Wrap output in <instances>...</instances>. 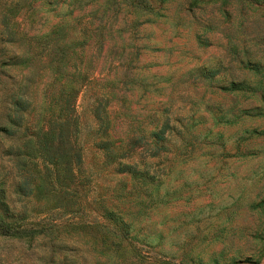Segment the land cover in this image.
Returning <instances> with one entry per match:
<instances>
[{
  "label": "rangeland",
  "instance_id": "obj_1",
  "mask_svg": "<svg viewBox=\"0 0 264 264\" xmlns=\"http://www.w3.org/2000/svg\"><path fill=\"white\" fill-rule=\"evenodd\" d=\"M17 1L0 0V17ZM145 1L149 10L132 0H36L11 18L27 34L59 24L69 39L91 31L76 52L94 82L75 101L91 205L41 210L43 194L18 190L22 172L3 150L17 135L1 131L0 198L26 213L21 228L33 234L0 235V264H264V0ZM19 46L0 41V115L4 85L30 72L12 62ZM43 73L31 88L37 108ZM94 107L107 116L105 136ZM99 137L132 138L123 171L102 157ZM101 203L121 242L102 232Z\"/></svg>",
  "mask_w": 264,
  "mask_h": 264
},
{
  "label": "trees",
  "instance_id": "obj_2",
  "mask_svg": "<svg viewBox=\"0 0 264 264\" xmlns=\"http://www.w3.org/2000/svg\"><path fill=\"white\" fill-rule=\"evenodd\" d=\"M34 1L36 0H18L15 3L17 7L14 5V13L9 11L0 17V41H14L20 45L13 64H23L30 68L27 75L12 80L9 88L4 85L6 93L2 101L6 106L3 115H0L3 120V123L0 122V132L17 135L18 141L15 146L3 150L11 153L9 155L13 157L12 169L22 172L21 180L17 184L18 190H26V194L36 190L43 194L45 202L41 205V210L79 213L91 204L87 203L85 197L84 188L87 182L82 176V142L79 139L75 101L79 91L94 80L82 70L83 54L76 50L84 48L91 38V31L86 32V27H82L79 36L69 39L65 35V26L59 24L45 33L27 34L11 18H16L19 12L32 10ZM52 1L57 0H47V3ZM243 1L256 3L260 0ZM132 4L150 9L145 0H132ZM23 7L25 9L21 10ZM74 21L78 22L79 17L74 18ZM40 71L44 72L47 80L43 83L41 102L37 108L33 104L31 88L36 81L34 77ZM238 87L239 84H230L232 90ZM91 113L96 121V131L105 136L107 116L97 107ZM99 140L100 137L94 144L102 151V157L110 162L116 160L117 170L123 171L127 163H121L119 159L125 157L132 138L128 137L121 144ZM100 201L102 200L98 203ZM93 208L90 209L94 210ZM108 208L101 203L95 209L100 217L106 216L107 223L102 224V232H109L113 239L121 242L122 227ZM25 218L24 211H10L0 198V235H32V228H21ZM9 219L11 222H18L15 223L19 224L18 227L12 229L11 224L14 223L8 222Z\"/></svg>",
  "mask_w": 264,
  "mask_h": 264
}]
</instances>
